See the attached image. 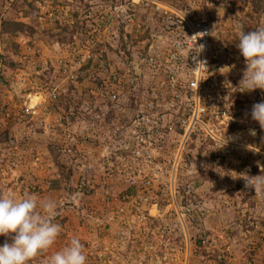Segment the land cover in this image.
Segmentation results:
<instances>
[{"label": "rangeland", "instance_id": "374dc122", "mask_svg": "<svg viewBox=\"0 0 264 264\" xmlns=\"http://www.w3.org/2000/svg\"><path fill=\"white\" fill-rule=\"evenodd\" d=\"M158 1L210 24L197 120L166 82L171 36L152 3L0 0V195L59 202L61 232L28 264L74 236L86 264H264V199L242 176L264 174L251 116L264 89L240 91L237 47L264 26V0Z\"/></svg>", "mask_w": 264, "mask_h": 264}, {"label": "clouds", "instance_id": "9594fccd", "mask_svg": "<svg viewBox=\"0 0 264 264\" xmlns=\"http://www.w3.org/2000/svg\"><path fill=\"white\" fill-rule=\"evenodd\" d=\"M237 36L240 41L237 47L247 64L239 83L240 91L264 89V26L249 32L241 29ZM203 47L199 45L196 52L203 51ZM251 116L264 129V102L253 105ZM251 134L255 135V130H251ZM227 143L223 134V146ZM242 176L246 186L254 188L255 194L264 199V174ZM58 207L59 202L51 197L38 198L29 193L18 197L12 191L0 195V235L15 234L11 243L0 245V264H28L33 257L47 251L61 232V225L54 222ZM86 262L84 245L74 236L67 246L53 253L46 264Z\"/></svg>", "mask_w": 264, "mask_h": 264}, {"label": "built area", "instance_id": "2783aa9c", "mask_svg": "<svg viewBox=\"0 0 264 264\" xmlns=\"http://www.w3.org/2000/svg\"><path fill=\"white\" fill-rule=\"evenodd\" d=\"M146 1L160 10L163 16L162 23L168 27V33L171 36L172 50L166 61L172 64L173 68L171 69L168 65V70L165 68L163 70L167 73V84L173 88H180L179 91L184 90L183 98L186 107L189 106L190 116L182 119V122L197 120L206 111L207 106L212 104L202 92L203 77L209 66L207 51L210 24L205 18L197 20L191 18L186 12L178 13L173 9L172 11L164 10L158 0ZM199 45L204 47L203 51L197 53L196 48ZM145 60L156 71L162 67V62L151 54L146 56ZM200 62L204 64L199 65ZM174 95L179 96L176 90Z\"/></svg>", "mask_w": 264, "mask_h": 264}, {"label": "trees", "instance_id": "16d2710c", "mask_svg": "<svg viewBox=\"0 0 264 264\" xmlns=\"http://www.w3.org/2000/svg\"><path fill=\"white\" fill-rule=\"evenodd\" d=\"M4 21H7V20H4ZM12 24H13L18 30L22 28L20 22H14V23H12ZM234 127H235V126H233L232 128L235 129Z\"/></svg>", "mask_w": 264, "mask_h": 264}]
</instances>
